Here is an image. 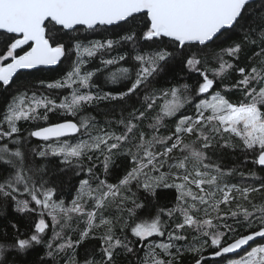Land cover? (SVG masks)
Returning a JSON list of instances; mask_svg holds the SVG:
<instances>
[{"label": "snow or ice", "instance_id": "1", "mask_svg": "<svg viewBox=\"0 0 264 264\" xmlns=\"http://www.w3.org/2000/svg\"><path fill=\"white\" fill-rule=\"evenodd\" d=\"M10 214L0 264H264V0H0Z\"/></svg>", "mask_w": 264, "mask_h": 264}, {"label": "trees", "instance_id": "2", "mask_svg": "<svg viewBox=\"0 0 264 264\" xmlns=\"http://www.w3.org/2000/svg\"><path fill=\"white\" fill-rule=\"evenodd\" d=\"M94 63H98L97 62H94ZM63 70V65L59 66L56 70V72H46V71H41V72H37V71H33V74H32V79L33 80H36L38 78H41V77H51V76H55L57 75L59 72H61ZM101 81H103V77H101ZM119 86L118 85H107L105 90H109V89H115V88H118ZM54 118V117H53ZM35 142V140H34ZM122 164V160L120 158H117L112 166V171L113 173H118L120 171V165ZM69 176H71V173H69ZM65 179H67V177H65ZM70 185H77V178L76 177H72L71 180H70ZM69 193H71L72 195H74V191L72 189V187L70 186H65L61 189V198L65 199V200H68L69 198ZM16 219V216L15 214H10L8 216L7 219H3V218H0V228L6 226L8 224V222L10 220H15ZM89 242H85V245L84 246H87ZM83 250V246L81 248V251ZM43 253V248H37V249H34L31 251V253L27 256V260L29 262V264H32L33 261H36L39 256ZM230 257H235L234 255H229ZM218 260H222L223 258H217Z\"/></svg>", "mask_w": 264, "mask_h": 264}, {"label": "rangeland", "instance_id": "3", "mask_svg": "<svg viewBox=\"0 0 264 264\" xmlns=\"http://www.w3.org/2000/svg\"><path fill=\"white\" fill-rule=\"evenodd\" d=\"M233 258H236V257H233ZM225 264H226V262H225Z\"/></svg>", "mask_w": 264, "mask_h": 264}, {"label": "water", "instance_id": "4", "mask_svg": "<svg viewBox=\"0 0 264 264\" xmlns=\"http://www.w3.org/2000/svg\"><path fill=\"white\" fill-rule=\"evenodd\" d=\"M229 255H233V254H229Z\"/></svg>", "mask_w": 264, "mask_h": 264}]
</instances>
